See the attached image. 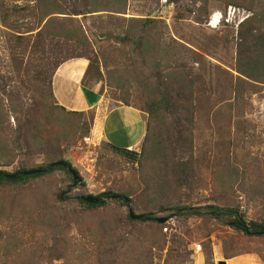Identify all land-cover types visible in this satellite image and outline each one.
Instances as JSON below:
<instances>
[{
  "label": "rangeland",
  "instance_id": "rangeland-1",
  "mask_svg": "<svg viewBox=\"0 0 264 264\" xmlns=\"http://www.w3.org/2000/svg\"><path fill=\"white\" fill-rule=\"evenodd\" d=\"M4 2L8 6L14 4L9 0ZM17 4L27 8L24 2ZM229 7L245 10L250 17L255 12L227 4L225 0H128L124 14L102 9L94 14L81 12L78 15L54 16L71 18L79 23L85 37L78 43L49 39L43 49L35 40L40 28L33 33H16L21 38L12 36V41L8 37L3 38L0 40L1 52L8 57L12 50L15 55L11 60H15L11 75L16 86L34 80L37 71L42 72L44 64L48 63L45 61H54L56 65L85 57L83 59L90 60L85 85L99 86L100 92L110 100L109 108L128 100L130 105L143 109L150 93L156 89V70L149 68L142 59H138L137 63L131 61L133 45L122 44L126 31L122 21L151 19L160 22L166 27L163 41L173 39L206 59L205 66L201 67L193 63L191 57H186L184 61L192 72L201 73L195 80L192 95L196 121L189 163L192 165L190 173L193 183L190 186L180 183L175 185L170 176L166 183H161L164 185L162 196L179 207L203 209L215 205L238 206L246 212L247 219H264V199L262 205L251 204L242 191L247 188L264 189V84H245L239 80L236 69L240 25L223 18L219 24L214 23L220 15L225 17ZM256 8V11L264 10V0H259ZM32 13L27 10L24 15L17 16L22 29L34 24ZM0 28L5 29L1 19ZM129 71L131 73L128 75ZM127 78L131 87H123ZM34 86H31V90ZM238 89H248L252 94L246 97L243 117H238L236 110ZM27 96L25 103L34 108L31 96ZM52 102L50 99L49 103ZM48 117L53 119L56 116L44 112L42 119L46 121ZM12 123L16 124L14 119ZM93 126L90 134L80 138L65 157L73 169L79 172L84 185L72 187L65 175L58 172L23 188L0 187V264H101L95 255L81 254L77 248H71L72 253H67L66 258L59 261L45 249L53 246L59 238L56 235L59 230L53 227L55 219L64 217L72 223L76 220L72 209L65 208L61 213L63 216L57 213L60 204L55 205L57 212L50 210L52 202L58 203L57 194L60 191L66 192L65 196L74 206L82 196L129 192L134 199L130 208L136 214L143 212L142 206L161 197L155 193V188L154 194L147 196L145 182L156 174L165 175L166 169L148 164L144 159L143 167L139 163L131 164L108 148L109 143L92 135ZM135 151L141 153L142 149ZM30 163L41 166L44 159L35 157ZM17 168L16 164L5 170L11 174ZM233 171H238L241 176L246 174L245 180L227 181ZM219 178L224 179V184L218 182ZM171 180L170 185L167 182ZM67 185H71V188L68 189ZM128 211L129 207L111 204L107 209L80 217L78 228L89 229L94 233L102 222L125 219ZM170 216L171 220L160 228L149 222L147 225L113 231L114 235L129 239L132 247L127 245L128 250L140 251L139 240L145 237L157 241V246L151 252L148 250V257L139 263L130 260L131 256L116 257L109 264H195L196 252L200 253L205 264H215L217 251L224 259L250 257L254 261L252 264H264V237H246L221 226L207 214L202 218H180L174 211L157 210L154 215L156 218ZM73 228L61 238L68 242L76 240L80 247H84L83 244H87L88 240L81 238ZM198 245L201 251H197Z\"/></svg>",
  "mask_w": 264,
  "mask_h": 264
},
{
  "label": "trees",
  "instance_id": "trees-1",
  "mask_svg": "<svg viewBox=\"0 0 264 264\" xmlns=\"http://www.w3.org/2000/svg\"><path fill=\"white\" fill-rule=\"evenodd\" d=\"M9 1L14 4L8 6L7 2L0 0V19L3 27H5V29L0 28V40L8 37L12 41V36L19 39L21 37H18L16 33H33L41 28L37 32L35 40L40 43V46H43V49H45L49 39L78 43L85 37L84 31L77 21L67 17L54 16L78 15L81 12L94 14L101 12L102 9L124 14L128 2V0ZM15 1L17 3L24 2L27 8H22ZM178 1L180 0H170V2ZM225 2L255 11L253 16L245 20L238 30L236 72L240 75L239 80L245 84L249 82L264 84V10L256 11L259 0H225ZM27 10L33 11L34 24L22 29L17 16L24 15ZM122 23L126 25L122 44L125 46L133 45V50L130 52L131 61L137 63L138 59H142L141 61L147 64L149 68H154L157 75L155 77L157 85L156 89L150 93L148 103L143 109L130 105L128 100L123 102L124 105L139 109L148 116L147 134L140 148L142 152L122 149L112 144L107 146L116 154L130 161L131 164L139 163L143 167L144 159L148 164L165 168L167 171L165 175L156 174L152 179L145 182L147 196L154 194L155 188V193L161 197L142 206L143 212L138 214L144 216L142 220H133L130 216V206L134 199L129 192L103 193L94 197L100 200L96 204H88L78 198L77 205L74 206L69 197L65 196L66 192L60 191L57 194L58 203L52 202L50 210H55L56 204H60L59 212L55 210L60 214L65 208L72 209L73 218H76L75 224L67 221L64 217L59 218V220L55 219L53 227L59 230L56 233L59 238L55 240L53 246L45 249L50 252V255H55V260L58 261L64 260L67 253H72L71 248H77L81 254L95 255L101 264H109L116 257L131 256L130 260L139 263L144 257H148L146 252L148 250L151 252L152 248L157 246V241H153L151 237L140 239V251L136 252L127 249V245L132 247L129 239L120 235L116 236L113 231L115 232L119 228L122 230L126 227L133 228L140 224L147 225L149 222L160 228L163 224H159L158 218L154 217L157 210L174 211L176 216L180 218H202L207 214L212 216L221 226L228 227L246 237H264V219H247L246 212L242 211L241 207L228 205L224 207L206 206L203 209L191 206L179 207L171 204L168 198L162 196L164 185L161 183H166L170 176L175 185L180 183L182 186H190L193 183V176L190 173L192 165L189 163V157L193 153V135L196 121L192 95L195 80L200 77L201 73L199 71L192 72L187 62L184 61H186V57L187 59L191 57L193 63L201 67L205 66L206 59L205 56L173 39L168 40V42L163 41L166 27L156 20L129 19L122 21ZM10 51L8 57H5L0 46V171L2 172L0 187L23 188L35 180L53 176L58 172L65 175L67 183H70L72 187L84 185L83 178L78 171L75 170L79 182L74 186L75 179L67 168L62 166L51 167V164L64 162L72 167L70 161L65 159L66 153L77 144L80 138L90 134L91 127L94 125L95 114L93 111L71 112L57 104L52 90V81L57 68L65 61L61 64L56 63V65L54 61H45L48 63L44 64L42 72L37 71L34 80L16 86L13 75H11L15 62V60H11L15 55L12 50ZM83 58L85 57H78V59ZM130 73L129 71L128 75ZM31 86H34V89L31 90ZM123 87H131L128 78L123 83ZM248 89L247 91L237 90L236 110L239 113L238 117L244 116L246 97L251 94ZM27 95L31 96V102L35 104L34 108L25 103L24 99H27ZM190 97L192 98L187 101ZM50 99L53 100L52 103H49ZM44 112L56 117L53 119L48 117L44 121L42 119ZM12 119L15 120V125L12 123ZM35 157H43V165L33 166L30 160ZM16 164L18 168L11 174H16L17 177L8 179L6 175L10 173H7L5 168H11ZM31 170H42V172L32 176L22 175L23 172ZM245 176H241L238 171H233L227 181L238 182L240 178L245 180ZM218 182L224 184V179L219 178ZM167 183L171 185L172 180ZM71 185H67V188L70 189ZM158 189L160 190L158 191ZM242 191L251 204L262 205L264 189L252 190L247 188ZM114 196L119 198H113ZM125 199H128V204H126ZM160 201H162L161 204ZM116 203L122 207H129L125 219L102 222L94 233L89 229L78 228L80 217L97 213L99 210L107 209L111 204ZM131 210L133 211V209ZM72 228L79 233L81 238L88 240L87 244H83L84 247H80L76 240L68 242L61 238ZM151 258H153V254ZM232 258L234 256L225 259L230 260Z\"/></svg>",
  "mask_w": 264,
  "mask_h": 264
},
{
  "label": "crops",
  "instance_id": "crops-1",
  "mask_svg": "<svg viewBox=\"0 0 264 264\" xmlns=\"http://www.w3.org/2000/svg\"><path fill=\"white\" fill-rule=\"evenodd\" d=\"M89 68L90 61L86 59H72L57 68L52 81V90L57 103L71 112L95 111L92 135L96 138L114 146L116 143L123 149H140L147 134V114L122 103L109 108L110 100L100 92L99 86L85 85ZM215 258V264L254 262L250 257L226 260L218 251ZM195 264H205L198 252L195 255Z\"/></svg>",
  "mask_w": 264,
  "mask_h": 264
},
{
  "label": "water",
  "instance_id": "water-1",
  "mask_svg": "<svg viewBox=\"0 0 264 264\" xmlns=\"http://www.w3.org/2000/svg\"><path fill=\"white\" fill-rule=\"evenodd\" d=\"M56 166H62V167L67 168L72 173V175L75 179L74 186L77 185V183L79 182L78 175L72 167L68 166L64 162H55V163L51 164V167H56ZM41 172H42V170H31V171L23 172L22 175L32 176V175L40 174ZM0 175H2L1 171H0ZM6 177L8 179H15L17 177V175L16 174H14V175L13 174H7ZM113 198H119V197L114 196ZM81 199L88 204H96V203H99V201H100L98 198H94L91 196H83V197H81ZM125 202H126V204H128V199H125ZM130 216L133 220H142L144 218V216H142V215L135 214L131 209H130ZM171 218H172V216L166 217V218H158L157 222L159 224H166L167 222H169L171 220Z\"/></svg>",
  "mask_w": 264,
  "mask_h": 264
},
{
  "label": "built area",
  "instance_id": "built-area-1",
  "mask_svg": "<svg viewBox=\"0 0 264 264\" xmlns=\"http://www.w3.org/2000/svg\"><path fill=\"white\" fill-rule=\"evenodd\" d=\"M250 16L248 15L247 11L237 9L234 7H229V9L226 12L225 17L220 15V18L216 19L214 23L219 24L221 22V19H225L227 22L235 23L237 26L241 25L245 20H247ZM245 18V19H240ZM197 251H201V246L198 245L196 247Z\"/></svg>",
  "mask_w": 264,
  "mask_h": 264
}]
</instances>
